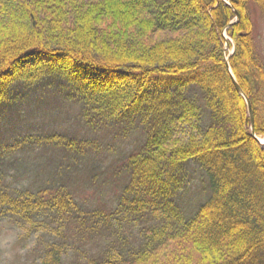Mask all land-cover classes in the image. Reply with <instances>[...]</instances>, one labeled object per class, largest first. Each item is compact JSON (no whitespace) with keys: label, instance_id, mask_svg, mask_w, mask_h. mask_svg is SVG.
<instances>
[{"label":"trees","instance_id":"1","mask_svg":"<svg viewBox=\"0 0 264 264\" xmlns=\"http://www.w3.org/2000/svg\"><path fill=\"white\" fill-rule=\"evenodd\" d=\"M228 1L232 7L223 0H0V220L78 219L77 177L64 171L97 152L109 132L138 127L143 139L126 162L135 199L122 195L117 209L152 215L163 206L176 222L147 228L137 249L102 264H264V145L252 136L264 139V64L251 16L253 8L264 15V0ZM236 12L240 21L227 29L235 45L229 64L252 105L254 130L224 53L223 32ZM55 71L78 80L67 99L80 107L87 135L67 129L8 140L15 113L38 95L37 80L52 81ZM198 109L207 117L202 138L176 139L175 125ZM26 150L53 160L43 186H14L11 166ZM189 163L204 171L209 196L184 221L171 207L179 210L171 185ZM83 175L89 182L91 174ZM114 215L88 218L111 230ZM60 252L44 264H60Z\"/></svg>","mask_w":264,"mask_h":264},{"label":"rangeland","instance_id":"2","mask_svg":"<svg viewBox=\"0 0 264 264\" xmlns=\"http://www.w3.org/2000/svg\"><path fill=\"white\" fill-rule=\"evenodd\" d=\"M251 16L257 52L264 64V15L257 8H253ZM235 21L236 18L231 23ZM227 29L223 32L227 40L225 46L228 45V49L224 47V53L226 61L229 62L235 52V45L227 36ZM72 68H68V71ZM58 74L59 72L55 71L52 73L53 76H48L52 81H45L46 76L37 80L32 91L38 89V95L22 104V114L15 113L14 119L10 121V131L6 137L8 140L15 141L16 138L18 140L20 134L36 136L52 131L64 133L67 129L72 133L80 132L81 135H87L88 130L84 131L80 126V107L67 99L68 95L74 93L73 86L78 80L73 77L68 80L65 77L68 75L64 74L65 76L61 77L57 76ZM42 80L45 83L44 89L39 86ZM60 83L63 84L58 86ZM66 86L69 87L67 91L63 89ZM34 94L33 92L32 95ZM199 95L197 92L196 96ZM198 110L193 116L175 125L176 139L188 141L192 138L199 140L202 138L207 117L201 109ZM139 129L128 127L125 128L128 131L123 132L122 128L116 129L117 134H114V131L109 132V135L99 138L100 147L97 152L84 157V163L73 160L74 162L64 171V176L77 177L72 181L78 196L72 208L80 220L53 214L33 221L19 217L1 219L0 264H44L53 257L55 250L61 251L60 264H102L108 258H119L123 253L127 256L129 250L137 249L144 240L147 228L162 229L168 227L170 221L176 222V219H173L176 215L163 206H159L152 215L142 209L143 207L137 208L138 212L142 210L141 213L134 211L131 206L122 212L117 209L122 195L126 194L130 200L135 199L131 192H127L130 178L126 171V162L130 151L143 139ZM31 152L29 154L26 150L22 158H19L20 162L11 166L14 186L28 184L35 187L43 186L47 182L46 179L51 176L53 160L49 159L48 152ZM99 156H103V159L96 160L90 171L88 167ZM83 173L91 174L89 182H86L85 179L89 178L84 179ZM77 184L78 189L75 188ZM171 187L176 189L172 194L179 210L174 205L171 207L184 217V221L194 216L209 196L207 177L202 168L194 163H189L184 171L176 173ZM103 211L115 212L111 220V230L109 226L104 230L102 225H99L98 229L93 228L95 221L88 218L91 214ZM83 219L87 220L84 225L77 224Z\"/></svg>","mask_w":264,"mask_h":264},{"label":"water","instance_id":"3","mask_svg":"<svg viewBox=\"0 0 264 264\" xmlns=\"http://www.w3.org/2000/svg\"><path fill=\"white\" fill-rule=\"evenodd\" d=\"M223 1H224L226 4H228V5L231 6V4L229 3L228 0H223ZM231 7H232V6H231ZM239 21H240V15H239L238 12H236V21H235V23H231V24H229V25L227 26V28H229V27L232 26L233 24H236V23L239 22ZM226 49H228V45L226 46ZM226 65H227V68L229 69L230 74L232 75V78H233V81H234V85H235V88H236L237 92H238L240 95H242V96L246 99V102H247V105H248L249 116H250V119H251V128H252V130H254V127H255V119H254V112H253L252 105H251V103L249 102V100L247 99V97L245 96V94L243 93V91H242L241 87L239 86V84L237 83V81H236V79H235V77H234V75H233V73H232V70H231V67H230V65H229L228 60L226 61ZM252 136H253L256 140H258V142H260L261 144L264 145V141L261 140V139H259V138H257L256 135H255V132H254V131L252 132Z\"/></svg>","mask_w":264,"mask_h":264}]
</instances>
